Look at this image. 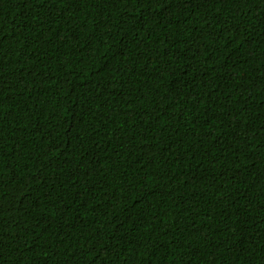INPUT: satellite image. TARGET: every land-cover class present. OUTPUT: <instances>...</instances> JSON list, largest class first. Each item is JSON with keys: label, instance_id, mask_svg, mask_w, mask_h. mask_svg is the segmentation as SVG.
Segmentation results:
<instances>
[{"label": "trees", "instance_id": "trees-1", "mask_svg": "<svg viewBox=\"0 0 264 264\" xmlns=\"http://www.w3.org/2000/svg\"><path fill=\"white\" fill-rule=\"evenodd\" d=\"M0 264H264V0H0Z\"/></svg>", "mask_w": 264, "mask_h": 264}]
</instances>
